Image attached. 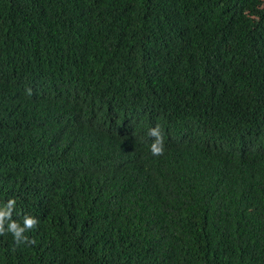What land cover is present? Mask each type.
I'll return each instance as SVG.
<instances>
[{"label":"trees","instance_id":"trees-1","mask_svg":"<svg viewBox=\"0 0 264 264\" xmlns=\"http://www.w3.org/2000/svg\"><path fill=\"white\" fill-rule=\"evenodd\" d=\"M9 198L0 264H264V0H0Z\"/></svg>","mask_w":264,"mask_h":264},{"label":"clouds","instance_id":"clouds-1","mask_svg":"<svg viewBox=\"0 0 264 264\" xmlns=\"http://www.w3.org/2000/svg\"><path fill=\"white\" fill-rule=\"evenodd\" d=\"M27 94L30 96L32 90L27 89ZM146 135L152 139L149 146L150 153L153 156H161L164 154V136L159 124L148 129ZM16 209V199L9 198L6 203L0 205V236L11 234L16 246L26 244L31 246L35 243L34 239H30L27 232L35 229L39 220L30 215L25 214L21 217L22 223L13 219V212Z\"/></svg>","mask_w":264,"mask_h":264}]
</instances>
